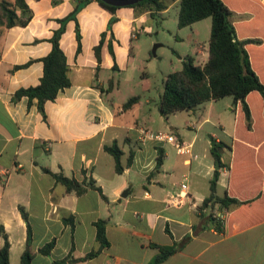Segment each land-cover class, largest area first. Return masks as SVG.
<instances>
[{
	"label": "crops",
	"instance_id": "obj_1",
	"mask_svg": "<svg viewBox=\"0 0 264 264\" xmlns=\"http://www.w3.org/2000/svg\"><path fill=\"white\" fill-rule=\"evenodd\" d=\"M24 1L30 13L26 24L0 31V225L9 243L8 264H18L27 239L31 264L82 259L98 248L93 225L97 219H105L108 245L78 264H148L158 253L156 246L171 245L174 250L157 264H264V165L253 166L252 172L244 167L238 179L231 175L225 183L219 177L229 174V163L218 168L215 194L246 200L226 207L214 203L212 215L222 214L218 230L200 217L208 205L197 209L209 193L211 178L204 175L213 174L211 165L196 174L195 183L186 184L181 205L166 204L180 186L165 183L168 153L164 151L161 164L155 166L156 147L163 148L165 141L140 133L154 131L145 124L147 112L154 114L147 121L161 118L157 100L150 107L149 100L140 97L121 110L122 102L104 97L115 84L114 75L131 66L132 39L138 29H150L149 13L128 6L110 11L96 0ZM256 1L264 7V0ZM78 3L58 39L69 85L45 101L39 112L35 98L28 101L14 93L38 83L40 58L50 50L52 33ZM206 47L198 44L195 49L202 62ZM168 134L190 148V142ZM112 141L122 152L120 173L103 150ZM189 148V153L175 150L179 156L187 155L181 159L187 166L195 157ZM44 169L77 182L90 178L100 193L90 187L80 194L66 192ZM131 175L139 177L136 185ZM181 176L182 181L187 179L186 174ZM2 242L0 236V246ZM48 242H52L48 253H41L39 248Z\"/></svg>",
	"mask_w": 264,
	"mask_h": 264
},
{
	"label": "trees",
	"instance_id": "obj_2",
	"mask_svg": "<svg viewBox=\"0 0 264 264\" xmlns=\"http://www.w3.org/2000/svg\"><path fill=\"white\" fill-rule=\"evenodd\" d=\"M106 9L113 11L116 6L108 5L100 0H96ZM177 1L178 10L176 14V23L179 27L190 25L191 23L203 18H210L209 34L206 47V58L201 64H194L193 57L184 55L181 60V67L178 70L167 73L162 82V90L157 97V110L160 115L166 117L168 114L182 111L194 110L200 103L207 100H216L224 96H230L233 109L241 110L243 115V129L251 131L253 128V119L251 116V106L248 103V96L257 92L261 99L262 117L261 123L264 127V83L256 73L253 66V59L248 52L250 44L261 46L264 43V36H248L239 34L236 24H246L253 22L256 29L264 28V7L256 0H142L128 7H132L138 12L147 11L151 19L160 15L169 3ZM81 3L83 1H80ZM79 4H76L73 10L65 17L59 19L60 26L53 31L50 37V50L46 55L40 58L42 63V73L39 81L34 86L20 88L15 93V97L26 96L28 101L36 99L37 109L42 111L43 103L52 100L57 92L69 85L68 67L65 57L61 51L58 39L63 31L64 22L67 19H73ZM258 4V5H257ZM242 14L248 15L249 19H238ZM30 17L28 7L24 0H0V31L13 25H25ZM235 18V19H234ZM78 39V34H76ZM98 47H95L98 57ZM22 66V65H21ZM140 99L139 95L128 97L121 104V110H126ZM264 142V138L261 139ZM236 141V139H235ZM260 142V141H259ZM259 142L257 144L245 142L255 154L253 159L248 158L239 163L241 166L251 169L259 164L257 152L260 150ZM259 146V147H258ZM231 147L228 146V149ZM103 150L109 153L114 162L116 173L122 171L120 164L121 150L115 141L103 145ZM214 159L217 161L218 168L223 167L218 154L212 151ZM164 149L156 147L155 166H159L164 158ZM235 153L231 164L226 165V170L238 179L236 164L234 161ZM131 161V153H128L126 164ZM240 166V165H239ZM241 168V169H243ZM47 171L55 181L63 185L66 192L82 193L85 188L90 187L100 193V188L94 185L90 178L77 182L73 178L62 175L61 172ZM242 171V170H241ZM214 177L209 180V193L202 200V204L197 208L199 211L203 206L208 205L206 212L200 211V217L212 224L216 229H220V221L212 215L211 209L214 203L226 207L229 204H240L246 200H238L236 197L224 193L222 197L215 194V185L218 178V169L213 170ZM103 198L104 196L101 195ZM23 219L26 218V212L21 206L18 207ZM95 240L98 248L88 251L82 259L89 258L97 254L101 248L108 245L105 237V219H97L94 222ZM0 236L2 244L0 246V264H8L9 243L7 236L0 225ZM52 242H48L39 248L41 253H48ZM158 253L148 264H157L166 258L173 250L174 246H156ZM32 253L28 239L19 255L18 264H31ZM77 259H61L52 264H71L79 261Z\"/></svg>",
	"mask_w": 264,
	"mask_h": 264
},
{
	"label": "rangeland",
	"instance_id": "obj_3",
	"mask_svg": "<svg viewBox=\"0 0 264 264\" xmlns=\"http://www.w3.org/2000/svg\"><path fill=\"white\" fill-rule=\"evenodd\" d=\"M177 10V2H171L166 11L161 12L156 18L146 17L148 21L150 20V29L137 30L136 38L132 39L134 48L131 66L123 70L121 75H114L113 88L104 93L107 101L123 102L128 97L139 95L141 99H148L149 106L153 107V102H156L162 90L164 76L180 69L184 55L193 57L194 64L202 62L195 49L198 44L205 47L207 45L210 18L206 17L191 25L179 27L176 23ZM236 29L239 34L264 36V28L255 30L253 22L236 24ZM247 49L253 59L256 73L264 83V43L261 46L250 44ZM247 100L251 106L254 125L251 131L243 129V115L240 109L234 111L230 96L204 101L194 110L177 111L166 117L161 116L158 121H147L152 119L154 114L150 113L152 115L149 116V113H146L148 119H145V124L150 128L149 130L179 135L185 143H191L189 149L195 155L190 166L184 165L181 159L187 155H177L172 144L163 142V149L169 155V159L165 162V183L179 185L182 173L187 175L185 184L195 183L196 174L202 175L208 165L215 166L217 161L214 159L213 150L224 164H231L235 153V171L239 174L243 168L239 163L248 158L253 159L255 154L245 146V142L257 144L260 141L257 160L262 164L264 142L261 139L264 138V127L261 123V99L257 92H253ZM228 146L231 148L228 149ZM212 176L213 174L209 173L204 175V179ZM228 177L229 174H225L220 175L219 178L225 183ZM131 181L136 185L139 177L131 175ZM199 182L201 185V180ZM211 212L212 214L215 212L213 207Z\"/></svg>",
	"mask_w": 264,
	"mask_h": 264
},
{
	"label": "built area",
	"instance_id": "obj_4",
	"mask_svg": "<svg viewBox=\"0 0 264 264\" xmlns=\"http://www.w3.org/2000/svg\"><path fill=\"white\" fill-rule=\"evenodd\" d=\"M140 133L142 134L143 137L150 138L155 141H165L168 143H171L177 153H189V146L185 145L183 142L179 141L177 138H175L172 134L156 131V132H150V131H145V130H140ZM180 188L179 190L173 194L170 195L167 200L166 204L169 206H179L181 205L186 197V188L187 185L182 181L179 184ZM215 217L222 223V214H215ZM71 264H78L77 262L71 263Z\"/></svg>",
	"mask_w": 264,
	"mask_h": 264
},
{
	"label": "water",
	"instance_id": "obj_5",
	"mask_svg": "<svg viewBox=\"0 0 264 264\" xmlns=\"http://www.w3.org/2000/svg\"><path fill=\"white\" fill-rule=\"evenodd\" d=\"M108 5H113V6H116V7H120V6H128V5H132L134 3H137L139 1H142V0H100ZM212 144H214V142H212ZM214 169H218V164L216 162L215 166H214ZM126 191H124L122 195L125 194Z\"/></svg>",
	"mask_w": 264,
	"mask_h": 264
}]
</instances>
